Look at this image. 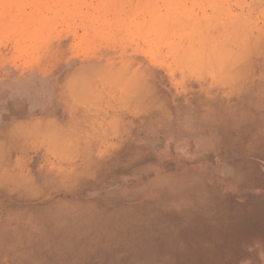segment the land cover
Here are the masks:
<instances>
[{
  "label": "bare ground",
  "instance_id": "bare-ground-1",
  "mask_svg": "<svg viewBox=\"0 0 264 264\" xmlns=\"http://www.w3.org/2000/svg\"><path fill=\"white\" fill-rule=\"evenodd\" d=\"M120 2L138 19L137 54L72 59L51 86L41 67L0 74L20 97L0 130V264H264V203L196 178L83 200L146 148L149 126L231 145L242 180L263 174L264 0Z\"/></svg>",
  "mask_w": 264,
  "mask_h": 264
},
{
  "label": "rangeland",
  "instance_id": "rangeland-1",
  "mask_svg": "<svg viewBox=\"0 0 264 264\" xmlns=\"http://www.w3.org/2000/svg\"><path fill=\"white\" fill-rule=\"evenodd\" d=\"M120 1L0 0V74L5 70L23 73L41 67L53 73L46 79V86H51L60 76L58 71L72 59L83 60L100 53L120 51L137 54L141 42L135 26L138 19L125 13L126 3ZM158 2L160 5L163 3L162 0ZM1 75L0 118L7 121L10 104L20 97L12 93L10 78ZM20 82L24 85L26 81ZM35 86L37 84L30 81L24 87L27 96L38 94ZM178 89L182 90L181 87ZM20 90L19 93L23 92V88ZM23 100L21 98L20 107L25 109L26 102ZM101 101L99 97L93 99L96 112L106 110L108 106ZM166 131L169 138L162 135ZM179 131L176 126L164 129L147 127L148 139L143 140L146 148L137 155L127 157L121 165H115L111 175L84 189L81 194L83 200H101L109 194L119 195L141 188L156 193L161 189L162 182L186 175L187 178H196L203 185L218 187L222 194L231 196L240 204H245L247 200L264 203V155L258 158L263 166L261 179L256 180L254 175L255 182H246L235 171L234 165L241 159L237 149L231 145L205 142L195 131L190 136ZM245 171L243 168L240 174H246ZM233 179L237 181L235 186L232 185ZM152 198L141 204L142 207L161 202L159 194L158 199ZM131 205L139 203L133 201ZM200 237L204 240L210 238L205 234ZM221 239L223 237H216L217 243ZM238 264H242V260Z\"/></svg>",
  "mask_w": 264,
  "mask_h": 264
},
{
  "label": "crops",
  "instance_id": "crops-1",
  "mask_svg": "<svg viewBox=\"0 0 264 264\" xmlns=\"http://www.w3.org/2000/svg\"><path fill=\"white\" fill-rule=\"evenodd\" d=\"M38 108V107H37ZM36 109V108H35ZM3 114V113H2ZM3 120V118L1 119L0 118V130L2 129V128H4V127H6V126H8L9 125V121H2Z\"/></svg>",
  "mask_w": 264,
  "mask_h": 264
}]
</instances>
